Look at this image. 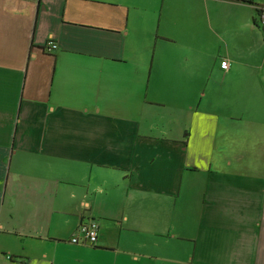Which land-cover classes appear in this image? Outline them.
<instances>
[{
    "label": "crops",
    "instance_id": "0c3cea01",
    "mask_svg": "<svg viewBox=\"0 0 264 264\" xmlns=\"http://www.w3.org/2000/svg\"><path fill=\"white\" fill-rule=\"evenodd\" d=\"M259 7L0 0V264H264Z\"/></svg>",
    "mask_w": 264,
    "mask_h": 264
},
{
    "label": "built area",
    "instance_id": "2783aa9c",
    "mask_svg": "<svg viewBox=\"0 0 264 264\" xmlns=\"http://www.w3.org/2000/svg\"><path fill=\"white\" fill-rule=\"evenodd\" d=\"M258 26L264 31V7H259L257 9V18ZM47 45L51 49L57 48V45L54 41L49 40ZM220 66L222 69H227L229 67V62L227 59L220 60ZM98 225L94 221L82 222L77 227L75 233L71 237L70 241L72 243H87L89 245H94L98 240Z\"/></svg>",
    "mask_w": 264,
    "mask_h": 264
}]
</instances>
